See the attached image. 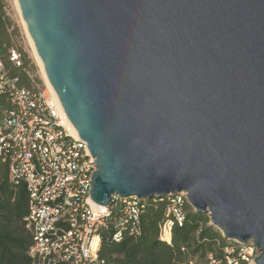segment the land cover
<instances>
[{
  "label": "water",
  "instance_id": "water-1",
  "mask_svg": "<svg viewBox=\"0 0 264 264\" xmlns=\"http://www.w3.org/2000/svg\"><path fill=\"white\" fill-rule=\"evenodd\" d=\"M16 2L91 201L184 193L264 264V0Z\"/></svg>",
  "mask_w": 264,
  "mask_h": 264
},
{
  "label": "built area",
  "instance_id": "built-area-1",
  "mask_svg": "<svg viewBox=\"0 0 264 264\" xmlns=\"http://www.w3.org/2000/svg\"><path fill=\"white\" fill-rule=\"evenodd\" d=\"M6 57L22 68L23 55L15 46L6 49ZM26 75L28 86H18L0 56V96H7L11 106L0 118V163L7 165L9 182L23 185L28 196L24 222L32 236L30 264H105L98 258L100 232L110 228L114 243L136 239L140 215L154 200L166 203L159 240L170 245L173 227L185 222L186 195L152 200L113 196L110 206L95 205L89 182L96 164L86 142L64 126L68 118L51 87H40ZM230 243L224 250L226 264H237L230 257L234 249L245 264H254L259 252L252 242Z\"/></svg>",
  "mask_w": 264,
  "mask_h": 264
},
{
  "label": "trees",
  "instance_id": "trees-1",
  "mask_svg": "<svg viewBox=\"0 0 264 264\" xmlns=\"http://www.w3.org/2000/svg\"><path fill=\"white\" fill-rule=\"evenodd\" d=\"M11 45L0 0V56L10 76L17 79L18 86L27 87L26 57L22 53V68L13 67L6 57V49ZM0 98L8 104L1 111V118L11 106L7 96ZM27 201L25 187L10 183L7 165L0 163V264H30L28 251L32 236L24 222L28 214ZM165 209L164 200L148 203L140 215L141 234L136 239L125 237L120 243H114L112 230H102L98 258L105 264H209L211 257L217 264H226L228 256L224 250L232 244L209 224L207 216L195 213L189 205H185L183 226L172 229L170 245L160 241L159 226L164 220ZM230 257L236 259L237 264H245L235 249Z\"/></svg>",
  "mask_w": 264,
  "mask_h": 264
},
{
  "label": "rangeland",
  "instance_id": "rangeland-1",
  "mask_svg": "<svg viewBox=\"0 0 264 264\" xmlns=\"http://www.w3.org/2000/svg\"><path fill=\"white\" fill-rule=\"evenodd\" d=\"M4 21L7 28L8 40L20 50L26 57V72L30 74L34 82L43 87L46 85L37 59L32 51L31 43L22 23L21 16L17 11L14 0H1ZM254 256V254H253Z\"/></svg>",
  "mask_w": 264,
  "mask_h": 264
},
{
  "label": "bare ground",
  "instance_id": "bare-ground-1",
  "mask_svg": "<svg viewBox=\"0 0 264 264\" xmlns=\"http://www.w3.org/2000/svg\"><path fill=\"white\" fill-rule=\"evenodd\" d=\"M14 1H15V5H16V7H17V11H18V13H19V15H20V12H19V9H18V4H17L16 0H14ZM22 23H23L24 28H25V24H24L23 21H22ZM25 30H26V28H25ZM28 38H29V37H28ZM29 41H30V43H31L32 51H33V53H34V55H35V57H36V59H37V62H38L39 67H40V70H41L42 75H43V77H44V74H43V71H42V65H41V62H40V60L38 59V57H37V55H36V53H35V50H34V47H33V45H32V42H31L30 38H29ZM44 80H45L46 85L49 86V84H48V82L46 81L45 77H44ZM63 124H64V126H65L68 130H70V131L75 130L74 126L69 122V120H67V119L64 120Z\"/></svg>",
  "mask_w": 264,
  "mask_h": 264
},
{
  "label": "crops",
  "instance_id": "crops-1",
  "mask_svg": "<svg viewBox=\"0 0 264 264\" xmlns=\"http://www.w3.org/2000/svg\"><path fill=\"white\" fill-rule=\"evenodd\" d=\"M7 107H8L7 102H6L4 99L0 98V114H1V111H2L3 109L7 108ZM0 116H1V115H0Z\"/></svg>",
  "mask_w": 264,
  "mask_h": 264
}]
</instances>
